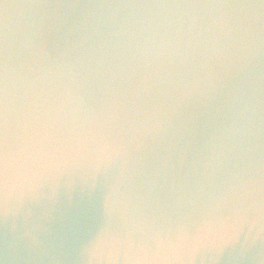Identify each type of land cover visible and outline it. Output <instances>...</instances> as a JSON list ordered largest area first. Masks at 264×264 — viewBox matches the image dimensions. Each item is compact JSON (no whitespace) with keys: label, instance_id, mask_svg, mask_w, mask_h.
I'll return each mask as SVG.
<instances>
[{"label":"clouds","instance_id":"1","mask_svg":"<svg viewBox=\"0 0 264 264\" xmlns=\"http://www.w3.org/2000/svg\"><path fill=\"white\" fill-rule=\"evenodd\" d=\"M22 10L0 29L8 256L218 264L225 250L264 247V2ZM77 183L99 208L69 252L54 225L61 187ZM207 187L218 190L168 216V198L180 206L185 188Z\"/></svg>","mask_w":264,"mask_h":264},{"label":"water","instance_id":"2","mask_svg":"<svg viewBox=\"0 0 264 264\" xmlns=\"http://www.w3.org/2000/svg\"><path fill=\"white\" fill-rule=\"evenodd\" d=\"M72 3V4H129V5H148V4H169V3H189V2H248L260 3L264 0H0V29L4 27L6 14L10 16V24L15 25L24 6L36 3ZM98 96L93 95L91 102L95 103ZM217 188L207 187L202 192L197 189L185 188L183 201L180 206L176 204L174 198L166 195L169 189L161 190V200L169 199V207L166 210L170 218L175 219L182 211H191L190 200H203L210 196ZM69 196L71 197L69 199ZM99 192H90L86 186L77 183L72 188L61 187L59 206L61 213L54 225L56 233L63 240L66 250L71 252L76 242L87 236L94 228L97 221L99 208ZM7 239L5 225L0 219V261L4 264H33L32 261L23 258V253L17 254V259L7 255L5 241ZM241 251L239 248L228 249L221 255L218 264H264V247L254 249L247 254V257L240 259ZM201 264H211L207 259Z\"/></svg>","mask_w":264,"mask_h":264}]
</instances>
